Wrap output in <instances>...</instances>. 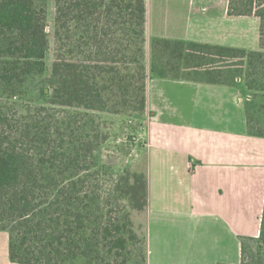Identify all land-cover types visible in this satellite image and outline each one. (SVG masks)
I'll use <instances>...</instances> for the list:
<instances>
[{
	"label": "trees",
	"instance_id": "1",
	"mask_svg": "<svg viewBox=\"0 0 264 264\" xmlns=\"http://www.w3.org/2000/svg\"><path fill=\"white\" fill-rule=\"evenodd\" d=\"M54 8L57 60L47 75L48 0H0V232L9 259L148 264L147 226L131 210L148 212V171L103 154L111 137L102 117L143 119L152 78L241 86L248 134L264 138V0H231L229 11L260 18L258 50L153 38L149 68L146 0ZM240 241V264H264V208L259 236Z\"/></svg>",
	"mask_w": 264,
	"mask_h": 264
},
{
	"label": "crops",
	"instance_id": "2",
	"mask_svg": "<svg viewBox=\"0 0 264 264\" xmlns=\"http://www.w3.org/2000/svg\"><path fill=\"white\" fill-rule=\"evenodd\" d=\"M230 4L146 0L147 43L162 38L258 50L260 18L230 15ZM146 98L148 264H239L240 237L260 234L241 231L249 218L245 196L251 194L250 204L256 194L264 198V138L248 134V93L152 78Z\"/></svg>",
	"mask_w": 264,
	"mask_h": 264
},
{
	"label": "rangeland",
	"instance_id": "3",
	"mask_svg": "<svg viewBox=\"0 0 264 264\" xmlns=\"http://www.w3.org/2000/svg\"><path fill=\"white\" fill-rule=\"evenodd\" d=\"M247 3L248 0H242ZM55 0H48V10H47V20L45 25V35H46V47H47V75H50L53 64L57 60V50L58 46L55 40ZM261 8L259 7V2L255 4L254 10L257 12ZM146 63L147 67H150L151 62V42L146 45L145 49ZM44 79L43 81H46ZM102 119L107 121V126L109 128V134L111 140L109 141V148L103 150L105 156H112L114 163L120 165L122 159H124V165L132 162L135 166L140 165L141 168H145L148 171V157H147V139H146V129L147 122L145 119H140V117L127 118L123 116H103ZM130 144V146L123 148L125 144ZM122 147V149H120ZM118 158V159H117ZM120 159V160H119ZM251 194L245 196V205L247 206V216L244 224L240 225L241 231L246 232V234H252L259 232V215L264 207V198H259V194H256L255 203L250 204ZM254 198V196H253ZM243 205V199L240 200ZM133 214V220L137 226L146 224L147 226V213H141L131 209ZM148 211V209H147ZM144 216L146 219H144ZM251 246V256L256 255V243L251 241L247 242ZM9 248V238L7 233L0 232V264H14L9 259L8 249ZM242 260V254H241ZM240 260V263H241ZM239 263V264H240Z\"/></svg>",
	"mask_w": 264,
	"mask_h": 264
}]
</instances>
